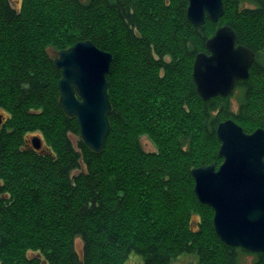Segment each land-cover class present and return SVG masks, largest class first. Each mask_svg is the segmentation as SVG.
I'll list each match as a JSON object with an SVG mask.
<instances>
[{
  "label": "trees",
  "instance_id": "obj_1",
  "mask_svg": "<svg viewBox=\"0 0 264 264\" xmlns=\"http://www.w3.org/2000/svg\"><path fill=\"white\" fill-rule=\"evenodd\" d=\"M188 2L20 0L16 9L0 0V264H123L130 253L142 264L185 254L199 264H239L241 253L264 264V252L218 237L191 175L222 163V120L264 128V0H223L219 21L206 17L198 27ZM223 24L255 57L231 94L204 100L192 64ZM87 39L112 54L110 130L100 152L59 103L62 71L47 50ZM30 131L40 132L45 150L26 142ZM145 135L155 150H144Z\"/></svg>",
  "mask_w": 264,
  "mask_h": 264
},
{
  "label": "water",
  "instance_id": "obj_2",
  "mask_svg": "<svg viewBox=\"0 0 264 264\" xmlns=\"http://www.w3.org/2000/svg\"><path fill=\"white\" fill-rule=\"evenodd\" d=\"M186 11L194 26L204 24L206 15L217 22L224 13L223 0H189ZM235 37L229 25H221L207 39V53H197L192 76L204 100L230 94L236 81L249 77L255 52ZM53 60L62 71L59 103L65 114L76 117L84 143L102 151L110 130L106 74L111 52L87 39L60 50ZM216 130L222 164L191 169L195 196L213 209V228L226 245L264 252V128L247 132L226 119ZM32 147H41L40 137H32Z\"/></svg>",
  "mask_w": 264,
  "mask_h": 264
},
{
  "label": "rangeland",
  "instance_id": "obj_3",
  "mask_svg": "<svg viewBox=\"0 0 264 264\" xmlns=\"http://www.w3.org/2000/svg\"><path fill=\"white\" fill-rule=\"evenodd\" d=\"M11 2V5L13 7H15L16 9H19V4H20V0H10ZM49 54L53 57H56L58 55V52L55 50V49H52L51 47H48L47 48ZM233 107L237 108L236 107V104H235V100L233 98ZM0 114H1V117L2 119L4 118V116L6 115V113L4 112V110H1L0 109ZM33 136H38L41 138V147L42 149H46L44 148L45 144H44V141L41 137V134L39 131H30L29 133H27L25 135V138H26V142L29 144V145H32V137ZM140 142L144 148V150L146 151H153L155 150V145L154 143L151 142V140L145 135V136H142L140 138ZM196 220L197 217L195 216L194 217ZM82 241L81 239L78 237L77 240H76V245L78 246L77 247V250L79 253H81V250H82ZM28 256H37L38 258L42 259L44 261V258L42 255L39 254V252L37 251H30L28 252ZM254 258V255L249 253H241L239 255V264H250L251 262H253V259ZM123 264H142V258L141 256H139L138 254H134V253H130L129 257L126 259V261L123 263ZM173 264H199V262H197V259L195 256L193 255H183V256H180L178 259L174 260L173 261Z\"/></svg>",
  "mask_w": 264,
  "mask_h": 264
},
{
  "label": "bare ground",
  "instance_id": "obj_4",
  "mask_svg": "<svg viewBox=\"0 0 264 264\" xmlns=\"http://www.w3.org/2000/svg\"><path fill=\"white\" fill-rule=\"evenodd\" d=\"M188 3H189V2H188ZM186 10H187V9H186ZM224 10H225V9H224ZM223 14H224V13H223ZM222 16H223V15H222ZM206 17H208V16L206 15ZM206 17H205V20H206ZM220 17H221V16H220ZM220 17L218 18V21H219ZM208 18H209V17H208ZM205 20H204V21H205ZM210 21H211V20H210ZM205 22H206V21H205ZM213 22H214V21H213ZM191 23H192V22H191ZM204 24H205V23H204ZM204 24H201V25H204ZM201 25H198V26H201ZM223 25H227V24H223ZM228 25H229V24H228ZM228 25H227V26H228ZM193 26H194V25H193ZM195 26H196V25H195ZM195 26H194V27H195ZM198 26H196V27H198ZM219 26H221V25H219ZM219 26H217V28H218ZM229 26H230V25H229ZM230 27H231V26H230ZM217 28H216V29H217ZM216 29H215V32H216ZM215 32H214V33H215ZM214 33H213V34H214ZM213 34H212V35H213ZM212 35H211V36H212ZM211 36H210V37H211ZM208 38H209V37H208ZM235 38H236V37H235ZM205 43H206V42H205ZM206 48H207V46H206ZM205 53H207V52H205ZM192 65H193V64H192ZM193 66H194V65H193ZM192 72H193V70H192ZM238 81H241V80H238ZM236 82H237V81H236ZM234 88H235V87H234ZM232 91H233V90H232ZM232 91H231V92H232ZM230 94H231V93H230ZM228 95H229V94H228ZM223 96H224V95H223ZM225 96H226V95H225ZM200 97H201V96H200ZM108 115H109V114H108ZM2 121H3V119H2ZM2 121H1V123H2ZM1 123H0V125H1ZM261 128H262V127H261ZM31 147H32V145H31ZM32 148H33V147H32ZM219 148H220V147H219ZM218 151H219V150H218ZM221 164H222V163H221ZM221 164H220V165H221Z\"/></svg>",
  "mask_w": 264,
  "mask_h": 264
},
{
  "label": "flooded vegetation",
  "instance_id": "obj_5",
  "mask_svg": "<svg viewBox=\"0 0 264 264\" xmlns=\"http://www.w3.org/2000/svg\"><path fill=\"white\" fill-rule=\"evenodd\" d=\"M252 254V253H251Z\"/></svg>",
  "mask_w": 264,
  "mask_h": 264
}]
</instances>
